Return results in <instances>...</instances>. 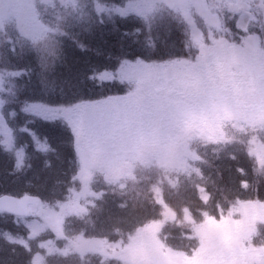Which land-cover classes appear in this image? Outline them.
<instances>
[{
	"label": "rangeland",
	"instance_id": "374dc122",
	"mask_svg": "<svg viewBox=\"0 0 264 264\" xmlns=\"http://www.w3.org/2000/svg\"><path fill=\"white\" fill-rule=\"evenodd\" d=\"M60 1L62 2V0ZM67 1L69 0H63L64 3ZM250 1L251 0H236L230 3L233 4L232 6L224 9H221V6L219 5H215L214 12L213 7L212 9H209L210 11L206 10L204 8L205 4L203 3V1L199 0H129L126 5H131L133 8L137 9H139V7L145 8L146 13H149L148 16L151 17L170 15L165 9H159V6H166L169 10L182 12L184 22L187 21L188 23H190V19L188 16L189 9H194L199 16L200 14L205 16L206 11L209 15H211L213 12L214 16L216 13H224L227 9L226 12L228 14L229 12H231L235 15L241 16L240 20H238L241 26H244L245 24L244 19H246L247 21L248 19H256L261 16L263 20V28L259 29V31H261V34H264V0H260V3L256 7V17H251L248 15L247 10L250 6ZM2 3L6 6L11 7V10H17L18 4L21 3V10H25V14L19 15L13 10H9V12L7 13L1 12L0 14V30L5 27L2 26L3 21L10 23L14 21L12 20V18L19 17L21 19V22H17V26H13L11 28L7 40L3 44L0 43V63H5L6 65H8V58L14 61V59L18 55L17 50L15 49V46L12 42H17L16 38L18 37L20 38L19 41L24 42L23 37H27V34H29V37H32L31 35L35 36L34 34L36 32L34 28L31 29V31L29 32L24 27V25L26 24L24 21L25 16L26 14L30 15L31 13L30 0H2ZM242 7L244 8L243 10ZM99 10L101 12H104L106 15L112 14V10L120 12L122 8H118L114 5L106 6L104 3L103 5L99 6ZM153 10L157 12L154 14H150V12ZM91 14L92 11H86V13L82 14L80 21H78L77 19H75L74 21L71 20V31H80L82 34L84 30H90L92 31L90 35L91 40H93L95 37L106 38L107 35L104 33V31L111 33L110 27L112 20L109 19L107 21H104L99 26L98 19L93 17ZM35 22V19L33 20L31 18V21L29 23L33 27H35ZM45 23L46 19L44 20L43 18V20L40 21L39 24L42 25ZM164 24L166 28H172L167 22H164ZM254 29L255 28H253L252 30ZM172 36V33L169 32V35H167V40L172 38ZM22 42L21 44L19 43V46L23 48L25 42ZM98 43H100L101 45L105 44L103 42ZM10 49H14L15 54L13 53V51H10ZM26 49H29L28 46H26ZM41 55L42 57H49L48 51H45V48L41 51ZM27 61L29 60L27 59ZM74 65L77 64L70 63V65H63V71H66L65 73L70 83L74 82V78L76 80L78 79L79 72L81 69L80 66L74 67ZM124 65L134 66L144 64L134 62L131 64L128 63ZM9 66L10 67L3 65L4 71L3 73H0V76L3 77V79L0 80V94L3 92V89H5L4 87L6 85L7 90H9L10 88V82L12 80L9 75L10 70L19 69V67L15 65ZM252 66L256 68L255 71L257 72V78H259V81H261L260 86L256 84L257 80L255 75V83H252V85H250L251 88H244V91L250 103H256V105H261L262 109L264 110V65H262V67L260 68L256 67L255 65H251V67ZM28 68L32 73L30 79L28 76H26L21 80L19 84V86L26 85V88L23 89L22 92L27 97L30 96L31 92L36 88V84L39 79L46 77V73L50 69L54 70L55 72L53 73L52 71L53 82L57 83L58 81V79H56L55 65H46L44 69H41L38 65H29ZM188 69L189 65H182V69L179 70L181 74L175 68H168L165 70L163 69L161 75L166 78V80H164V83H167L168 79H172V88L176 89L177 92L181 90L184 95H188L191 84V81L187 79L189 78ZM139 72H141V69H135L134 74L139 77ZM132 74L133 70L131 71V68L128 67V69L125 70V77H132ZM18 81L19 79L15 80L14 82L16 85L15 90L19 93V88L16 84ZM64 82H67L66 78H64ZM143 82L144 81L142 78H140V81L139 79H137L136 81V83L139 84ZM68 90L69 87H67L66 84L65 91ZM211 92L212 94H220L219 90L218 93H216L211 89ZM79 93V91L78 93L77 91L74 92V94ZM132 93L133 92L127 95L130 97ZM21 97L25 98V96ZM175 98L176 97H173L172 100L175 101ZM189 98L190 96L188 97V99ZM88 104L92 106L88 107L86 104L81 105V102L79 104L74 103L72 105H70L69 103V106H64L59 111L54 113L56 117L54 123L59 126L65 133L63 136L55 128V126L51 124L45 126V124L39 119H37V122L35 121L34 124L36 125L32 127L41 138L47 137V142L53 151L55 165L62 164L63 159L65 157L62 148L63 137L66 139L65 147L71 148L72 153L68 154V157H66L65 161V165L68 166L67 174L70 175L69 187L65 186V193H63V190H60L61 185L56 180V169L54 168V170L51 171L46 170V168H48L49 166V161H47L46 158L48 156L49 151L47 153H39L34 151V145L30 137L26 134H23L19 129V125L24 124L25 121L29 120L30 118L24 115H18L19 117L16 118L11 117L9 109H18V105H9L7 108L0 109V149H5L7 152V154H5V152H1L0 154L1 183L6 184L7 181L12 180V175L23 174L24 169L28 170V168L26 167L27 165H25V162L24 166L18 170L14 169L13 167L14 156L16 152L20 150L19 143L22 144V142H24L32 148V151L34 153L38 154L40 157L45 158L42 167L33 165L30 168L29 166V170L26 173V176H28L30 180L26 179L23 176H21L17 180L14 177V181H17L18 183L13 184L11 188H13V194L19 193L14 196L21 197L30 194V192L27 190L36 186L37 182L40 185L37 191H40V194L43 197L49 198L51 195L55 194L58 197L56 200H46L41 198V205L39 207L30 208L32 217L31 220H18L17 218L15 220H12L11 224L15 226L16 229H20L22 231L21 234H23V238H11L10 236L1 237L2 239L5 238L4 241L6 244L19 245V252L22 254H29L32 252V248H34L37 251V257H32L30 259V264H50L51 262H60L66 259V257H70L72 259V255L78 256L81 259V257L84 258L86 256H92L96 254L113 256L114 259L118 260L119 264H264V257H262V255L264 254V248L260 250L255 249L256 253L253 254V252L246 248L240 240V238L247 236L246 234L248 232L253 231L252 227L245 226L244 228L234 231L233 228L238 227L240 224L229 225L230 222L228 221H210L207 216V212L201 214V222H199L198 224H193V220L189 218L188 215H186L185 222L190 225L189 231L191 232L187 233L186 236L191 235V238L193 236H196V238L198 239V243L201 244V247L199 248L198 246V250L196 252H174V250L172 251L170 250V248L164 247L162 245L159 246V243H162V241L159 239L160 233H162V231L164 230H167L168 228H173L170 225L169 221H173L175 218L173 212L175 211L174 209L177 205L176 196L180 190V186L178 183L181 181V175L179 172L185 171L188 167H190V165H192L190 163V160L188 159L191 158L193 155V153L190 151L191 149L189 145H187L190 138L189 134L193 132L197 133L198 136H204L202 134V128H193L192 123L185 121V118L181 119V125H183V128L181 130V137L179 135V132L176 131L177 137L181 139L180 146H177L175 139L173 140L175 141L176 146L171 144V142L169 141L170 136L173 138L175 137L173 134L174 132H168L170 130L169 128H166L164 133L162 132V130H158L159 132L163 133L161 137H157L159 135L156 133L155 134L157 136H152L153 139L151 140V142H158L159 145L162 144L161 150L167 155H165L163 164L156 165L157 167H159V174L157 176H154L153 180L159 183V185L158 188L155 189V203L156 205L161 206L159 207L161 208V210L157 211L156 207H154L151 212L147 213V218L150 217L151 219L147 222L149 223V225L147 223H144V230H138L136 234L134 233L133 237H129L131 241H128L126 243L118 242L112 246L102 245L100 244V241L86 238L83 235L84 231L81 230L82 226L88 227L86 215L90 211L101 209L102 204L105 208L107 206L106 203L114 197V190L123 189L124 186L120 183L121 179L123 177L133 178L134 169H137L141 166H145L138 163L141 161L137 160L134 156V148L135 146L141 145L142 139L140 140L139 138L142 137L144 140H146V137L142 136L144 134L138 135L139 138H135L134 136H132L134 134H132L131 132L129 133L131 137H127L126 132L124 133L125 138H123V140L119 141L118 137V142H116V148L114 149H111V145L113 143L111 141L107 142L106 146H98L94 148L93 143L95 141V138H93L90 143L81 144V106H84L87 111L85 113V128H87V125H90L89 123H91V125H95L96 123H102L99 125L100 127H104L105 125H107L110 128V110L112 107V102L110 100H103L95 105H93L94 103ZM234 106L235 105L231 103L223 105L222 103H216V101H214L209 106V108L213 110H227L229 113H231V115L234 116V118L240 116L248 121V117L251 115H248L247 113H239V111H237L238 109L236 108V106ZM182 109L184 110V107ZM183 110L181 113L182 115L184 114ZM62 111L65 114L62 115ZM72 113H74L73 117ZM257 116H259V119L261 120L250 122L254 124L264 122V114H259ZM163 117L165 118V123L167 121L168 123H171V118H178V112H176L172 107L166 113H164ZM184 126H186V128H184ZM102 130L104 129L98 128V131ZM117 132L118 131H116V133ZM263 135L264 132L259 134L249 133L246 135L247 137H250V144L252 146V149L249 151L248 155H254L258 159L257 165L259 166L264 165V138H262ZM9 145H11V149L10 151H7ZM175 147L176 150L174 149ZM121 150L122 152H120ZM139 150H141L143 153H147V155H152L157 158L161 152L159 151V146L157 144H151L149 150ZM226 152H228V150H226ZM235 153L232 155L236 156ZM206 155L209 157L221 156L220 153H211L209 151L206 153ZM26 158L27 153L25 152V160ZM98 158H100L101 160L108 159V162L116 163L114 165H94V161H96ZM9 164L13 165L10 167ZM207 166L208 168H205V171H211L212 175L217 174L216 169L220 170L221 165L217 162H211ZM198 167L199 165L197 167H193L192 170L195 171V169H197ZM210 167L211 170L209 169ZM236 168L237 167H230L228 164H224L221 166V170L227 172L228 174L225 180H227L230 185L229 195H234V197L230 201V204L240 199L238 195L242 191H246L245 194L249 195V191H247V182L244 183V181H242L241 179L242 185L241 183L239 185L233 184L236 182L234 181V179L236 180L239 178ZM173 169H176V171H178L176 175H171V171ZM231 169H235V175H232V173L230 172ZM239 170L240 173H245L244 166H241ZM6 172L9 178L6 176ZM140 173L146 176L147 171L140 169ZM217 175L220 176L219 174ZM217 175H212L211 177L216 178L218 177ZM193 176L194 178H196L195 180H193V183H198L195 184V186L196 189H199L201 192L203 204L207 205L209 196L205 195L206 187L199 185L200 180L204 179L203 171H199L197 174L192 175L191 178H193ZM211 177L208 178L210 179L209 186L215 184L212 181ZM31 178H33L36 182L31 180ZM85 178H88V180L84 181ZM182 181L186 182L184 180ZM244 184L245 189L241 188V186L244 187ZM225 186L226 184H222V187ZM166 190L168 191L166 192ZM103 191H105V194L102 193ZM95 193H101L104 195L102 197H97ZM210 197L212 198L213 203H215L220 200L221 194L219 192H211ZM238 204L245 206L246 209L244 210V212H246L249 216H252L253 212L255 210H258L260 205H264V203L261 204L259 202H253L247 199H245V201H242V199H240L238 201ZM117 208L125 209V207L123 206H119ZM109 211L113 210L109 209ZM147 211H150L149 208L147 209ZM154 217H157L158 219H152ZM66 220H68V225L66 223ZM150 223H153V225H150ZM67 227L70 228L71 232L67 235V237H69V240L66 242H61V240H63V238H65L66 236ZM88 229L93 232L96 228L88 227ZM232 234H234L232 237L235 238L234 241L236 244H233L228 247L227 238L231 237ZM76 262L77 261L72 260L70 264H74ZM79 264H81V262H79Z\"/></svg>",
	"mask_w": 264,
	"mask_h": 264
},
{
	"label": "flooded vegetation",
	"instance_id": "af4514ba",
	"mask_svg": "<svg viewBox=\"0 0 264 264\" xmlns=\"http://www.w3.org/2000/svg\"><path fill=\"white\" fill-rule=\"evenodd\" d=\"M199 1H203L206 10L213 7L214 12L215 5H219L221 9H224L232 6L233 4L230 3L236 0ZM57 2L58 6H62L60 0H30L31 13L30 15L26 14L24 19L26 24L24 27L29 32L34 28L36 32L35 36L30 34L32 37H29V34H27V37H23V41L25 42L23 48L19 46V43L21 44L22 42L19 41V37L16 38L17 42H12L18 55L14 61L11 59L8 65H29L27 54L32 55L31 59L34 61L32 65H37L38 48L43 46V40L45 41L46 51L49 54L47 62L44 63L45 65H70L69 58L72 50L75 49L76 41L70 37L66 28L68 27V20L74 14H54ZM122 2L124 0H111V4L115 6H118ZM259 3L260 0L250 1V6L247 10L249 16H257L256 7ZM21 8L22 4L19 3L17 10H12L18 15L25 14V10H21ZM159 9H165L175 16L173 36L168 39L170 42L160 41L157 44L152 43L151 31L148 30L151 23L149 19L145 22L144 45L135 47L132 45V42L128 41L132 33V30L129 29V26L133 24L131 15L129 16V13H118L119 11H116L114 14L116 19H125L123 22L116 24L115 37L112 39L116 59L118 58V54L123 56L128 53L137 52L147 55L143 57L146 62H140L136 58L135 62L144 65H125L118 71L116 81L118 79L121 81L119 90L107 95L105 98V100L112 102L110 128L107 125L100 127L99 125L102 123H96V120L95 125L89 123L90 125H87V128H85V113L87 111L84 106H81V144L90 143L95 138L93 143L94 148L106 146L107 142L111 141L113 142L111 149H114L116 148V142H118V133L133 132L135 136H132L136 138H139L138 135L144 134L142 136H145L146 140L141 137L140 139L144 140L143 144L134 148V156L137 155L136 159L141 161L138 163L144 165L151 163L150 159L152 158L150 156L152 155H147V153L143 152L138 153L139 149L149 150L151 144L159 146V151H161L158 155V158H160L159 163H163L167 154L162 152V144L159 145L158 142H151L152 136L158 134L159 136H156L161 137L166 128H169L168 132H174L173 134L176 137L170 136L169 141L174 146H176V143L177 146H180L181 139L177 137L176 131L179 132L181 137V130L183 128L181 119L185 118V121L192 123L193 128H202V134L204 135L201 137L193 132L189 134L190 138L187 145H189L193 153L192 157L189 158L190 163L205 164L207 162L210 164L211 162H217L218 164H222L225 162L231 165L258 163V159L254 155H248L252 146L250 144V137L246 135L249 133L259 134L264 131V122L260 121L261 123L259 124L250 122L261 120L257 115L264 114V110L261 105L249 102L244 88H251L250 85L255 83V75L256 84L260 86L261 82L257 78L256 68L254 66L251 67V65H255L260 68L264 65V34H261V31H259V29L263 28L261 16L256 19H248L247 21L244 19L245 24L241 26L238 21L241 16L231 12L228 14L226 12L227 9L224 13H216L214 16L213 12L209 15L207 11L205 16L201 14L199 16L194 9H189L188 16L190 23H188L187 21L184 22L182 12L169 10L166 6H159ZM9 10H11V7L6 6L0 0V14L1 12L7 13ZM139 10L146 15L149 14L146 13L145 8L139 7ZM133 11H135V8H131V12ZM154 11H151L150 14ZM31 18L36 21L35 27L29 23ZM43 18L44 20L46 19V23L40 25L39 23ZM12 20L14 21L10 23L6 21L2 22V26H5L0 30V43L2 44L9 37L11 28L17 26V22H21L19 17L12 18ZM253 28L255 29L252 30ZM164 36L165 34L161 35V37ZM26 46L29 49H26ZM78 51V57H81V35L78 36ZM119 62L117 64L113 61L108 65L134 63L132 61L129 62L128 57L120 59ZM2 64L6 65L5 63ZM81 65H85V63L81 62ZM182 65H189V78L187 79L191 81V84L188 95H184L181 90L177 92L176 89H173L171 86L173 84L172 79H168L167 83H164L166 78L161 75L163 69L175 68L179 71L182 69ZM128 67L131 68V71L133 70L130 79L125 77V70ZM135 69H141L139 77L134 74ZM140 78L144 82L141 84L136 83L137 79L140 81ZM66 81L68 82L67 78ZM47 82L52 86L54 83L53 78L49 76ZM58 82L62 86L67 84V82H64V77L58 78ZM211 89L216 93L219 90L220 94H212ZM62 90L64 97L66 93L64 88ZM131 92L133 93L129 97L127 94ZM42 95V92H37L34 96L40 97ZM189 96L190 98L188 99ZM173 97H176L175 101L172 100ZM53 99V89L50 87L45 99L42 96L36 100L52 102ZM214 101L223 105L231 103L236 106L239 113H247L251 116L248 117L247 121L240 116L234 118L227 110H213L209 106ZM81 102H83L81 105L86 104L88 107H91L92 105L87 102L94 103L93 105H95L101 101L93 98L81 100ZM172 107L178 112V118H171V123H168V121L165 123L164 113ZM183 107L184 110L182 109ZM182 110L183 115L181 114ZM98 128H103L104 130L98 131ZM60 130L62 131L61 128ZM158 130H162L163 133ZM116 131L118 132L116 133ZM173 139H175L176 143ZM174 149L176 150V147ZM208 151L220 153L221 156L209 157L206 155ZM234 153L236 156L232 155ZM107 160L98 158L94 161V165H114L116 163L108 162ZM263 208L264 205H260L258 210L253 212L252 216L244 212L245 206L239 205L229 208L233 213H237L238 215L235 219L237 220V224L240 225L236 228L241 229L245 226L253 228L255 226L254 235H252V231L248 232L247 236L252 239L249 246L256 247L252 248L247 244H243L253 254L256 253L255 249L260 250L264 248ZM115 230L117 231V229ZM116 231L106 232V234L101 235L96 241H100L102 245H113L117 241ZM234 239L233 237L227 238L228 247L235 244ZM125 241L128 242L131 239H125ZM172 242L176 243L177 241L173 240ZM194 242L197 243L196 236L194 237ZM96 257L98 258L96 260L97 264H100V260L103 264H107L104 263V258L109 262L108 264H113L112 256L99 254ZM262 257H264V254Z\"/></svg>",
	"mask_w": 264,
	"mask_h": 264
},
{
	"label": "trees",
	"instance_id": "16d2710c",
	"mask_svg": "<svg viewBox=\"0 0 264 264\" xmlns=\"http://www.w3.org/2000/svg\"><path fill=\"white\" fill-rule=\"evenodd\" d=\"M84 2L85 1L81 0V9L83 10L84 13H86V11H88V8L91 9L93 8V5L92 3L82 5ZM136 19L139 20L140 18L136 17ZM105 34L107 35L108 43L102 40V42L105 44L104 45L100 44L98 47L95 46L97 42L91 43L93 47H89L85 55L81 56L84 59L83 63H85V65H81L78 79L76 80L74 78L73 83H70L68 80L67 87H69V90L66 91V98L57 102L54 101L55 105L69 106V103L70 105H72L74 103L80 102L81 100H89L93 98L99 99L109 94H113L119 90L121 84L116 80L113 81L110 80V77H111V73H114L116 68L119 67L120 65H108L113 61L117 64L120 63L119 58L116 59L115 57L116 52L114 51V47H112L111 44L109 43L110 41L113 42L112 39L113 37H115V32L114 33L106 32ZM118 56H120V54H118ZM74 67H78V65H74ZM105 68L108 70L109 76L105 77L103 80L100 79L99 76H97L94 79L88 78V73L90 71L105 69ZM63 70L64 68L56 65V76L59 78L64 77L68 79L65 73L66 71ZM75 91H77V93L79 91L80 93L74 94ZM39 92L42 91L39 90ZM58 96L63 97L62 88L58 91ZM76 97L78 98V100ZM8 101L10 102L11 105H17L11 102L12 98L9 99ZM48 124L50 125L51 123ZM51 125L55 126L56 124L53 123ZM27 127L33 129L32 128L33 124L30 125L28 124ZM122 135L123 133H121V136ZM120 140H122V138H120ZM62 144L66 145V142H62ZM29 151L32 152V148H29ZM65 152L67 154H71L72 150L71 148H69ZM144 167L141 166L137 168L133 172L134 174L133 178L123 177L121 179L124 182L122 183V185L124 186L123 189L114 190L115 191V193H113L114 197L106 203L107 204L106 207H108V213H107V219L103 220V223L105 225L109 223V232L113 230L116 231L115 229H117L116 231L118 232L117 237L121 236L120 238L127 239L130 234H132L134 231L137 230L138 226H141L145 222L151 220L150 217L147 218L148 212H151V210L154 209V207L156 208L161 207L160 205H156L155 203V189L158 188L159 183L153 180V177L159 174V167H157L156 165L147 166L148 171L146 176L140 173V169H143ZM54 168L56 169L55 172L57 175L56 180L61 185L60 190H65L66 189L65 186H69L68 184H69L70 175L67 174L68 166H66L65 164L55 165L53 163L49 165L48 168H46V170L51 171L54 170ZM205 168L207 169L208 166L206 165ZM216 173L227 174V172L222 171L221 169L220 170L216 169ZM245 174L248 177V179L245 180L244 183L247 182V188H248L247 191H249V195L243 193L238 196H241L242 199H248V200H258V199L264 200V165L261 166L257 164H253L250 166L248 165L245 167ZM15 179L17 180L19 179V177L16 176ZM15 183L16 181H14V177L12 178L11 181L7 182L6 184L0 183V194H5V193L13 194L14 192L11 186ZM240 183L241 181H236L233 184L239 185ZM218 184L221 186V188H223L222 184H226V186L224 187V190L226 192L225 191L224 192L229 194V189H226L229 186V182L227 180L221 179L218 182ZM194 185H195L194 183L190 184L182 181V185L180 189L182 193L181 195L177 194L176 196L177 197L176 207H188L191 205L194 194ZM39 186L40 185L38 184L37 189L39 188ZM167 191L168 190H166V192ZM35 193L38 194L42 199H46V200H56L58 198L56 194L51 195L49 198H45L40 194V191H36ZM233 197L234 195H232L230 199H232ZM229 204H230V200H229ZM212 205H214V203H212ZM119 206H123L125 207V209H118L117 207ZM148 208L150 211H147ZM109 209H114V210L109 211ZM181 213H183V210H181ZM9 222H10L9 216H5L4 218L0 219V223L8 224ZM88 223L90 226H94L96 228L100 227V220L99 218H96V216L90 218L88 220ZM102 227H104V225ZM117 263L119 264V262Z\"/></svg>",
	"mask_w": 264,
	"mask_h": 264
},
{
	"label": "snow or ice",
	"instance_id": "6c2138e0",
	"mask_svg": "<svg viewBox=\"0 0 264 264\" xmlns=\"http://www.w3.org/2000/svg\"><path fill=\"white\" fill-rule=\"evenodd\" d=\"M10 51L14 52V49H10ZM41 69H44L46 65L44 64L43 60L40 59L39 65ZM4 67L3 64L0 63V73H3ZM31 71L29 68L24 69H12L9 72L10 77L12 78L10 82V88L8 91V95L12 97V103L17 104L19 107L17 108H10L9 113L11 117L16 118L18 115H24L26 117H29V120H26L24 124L19 125V129L23 134H26L30 137V139L33 142L34 145V151L39 153H47L49 151L50 145L47 142V137L41 138L34 129H30L27 127V124L29 123H35L37 119H39L43 123H53L56 119L54 113L59 111L64 106L62 105H53L47 101L44 100H31L27 97L24 99L20 98V95L15 90V80L22 79L25 75H27L30 79L31 77ZM97 76H99L100 79H104L105 77L109 76L108 70L105 69H99V70H93L88 73L89 79H94ZM3 77L0 76V80H2ZM21 90L26 88V85L20 86ZM42 92L46 91V89L42 88ZM4 100H0V109L3 108L5 105ZM11 145H9V148L7 151H10ZM0 152H5L7 154L5 149H0ZM25 162V148L24 145L20 146V150L16 152L14 156V169L18 170L24 166Z\"/></svg>",
	"mask_w": 264,
	"mask_h": 264
},
{
	"label": "water",
	"instance_id": "95a60500",
	"mask_svg": "<svg viewBox=\"0 0 264 264\" xmlns=\"http://www.w3.org/2000/svg\"><path fill=\"white\" fill-rule=\"evenodd\" d=\"M29 205H39V200L32 196H27L23 199H15L12 196H2L0 197V211L11 213L17 216H28L29 211L27 207Z\"/></svg>",
	"mask_w": 264,
	"mask_h": 264
},
{
	"label": "bare ground",
	"instance_id": "6f19581e",
	"mask_svg": "<svg viewBox=\"0 0 264 264\" xmlns=\"http://www.w3.org/2000/svg\"><path fill=\"white\" fill-rule=\"evenodd\" d=\"M111 44L112 47H114V43L112 41L109 42ZM83 58L82 57H78L75 56L72 58V60L70 61V63L72 64H77L78 66L81 67L80 63L83 62ZM26 179L30 178L28 176H26V174L23 176ZM31 180H34L33 178H31ZM9 182V181H7ZM1 183V180H0ZM0 260L3 264H19V260H17L10 252L8 249H6L5 247H3L0 243Z\"/></svg>",
	"mask_w": 264,
	"mask_h": 264
}]
</instances>
